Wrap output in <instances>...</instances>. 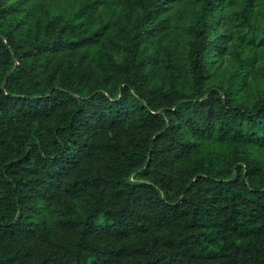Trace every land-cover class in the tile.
<instances>
[{
	"label": "trees",
	"instance_id": "16d2710c",
	"mask_svg": "<svg viewBox=\"0 0 264 264\" xmlns=\"http://www.w3.org/2000/svg\"><path fill=\"white\" fill-rule=\"evenodd\" d=\"M0 264H264V0H0Z\"/></svg>",
	"mask_w": 264,
	"mask_h": 264
},
{
	"label": "rangeland",
	"instance_id": "374dc122",
	"mask_svg": "<svg viewBox=\"0 0 264 264\" xmlns=\"http://www.w3.org/2000/svg\"><path fill=\"white\" fill-rule=\"evenodd\" d=\"M186 17H187V14H186ZM184 21H185V19H184ZM180 32H181V34H183V35H185L186 34V32H185V28H183V29H180ZM231 69H233L234 67H235V65H231V66H229Z\"/></svg>",
	"mask_w": 264,
	"mask_h": 264
},
{
	"label": "water",
	"instance_id": "95a60500",
	"mask_svg": "<svg viewBox=\"0 0 264 264\" xmlns=\"http://www.w3.org/2000/svg\"><path fill=\"white\" fill-rule=\"evenodd\" d=\"M10 72H11V71H10ZM10 72L8 73V75L10 74ZM8 75H7V76H8Z\"/></svg>",
	"mask_w": 264,
	"mask_h": 264
}]
</instances>
